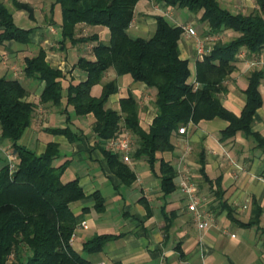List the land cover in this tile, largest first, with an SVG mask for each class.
Segmentation results:
<instances>
[{
    "label": "trees",
    "instance_id": "16d2710c",
    "mask_svg": "<svg viewBox=\"0 0 264 264\" xmlns=\"http://www.w3.org/2000/svg\"><path fill=\"white\" fill-rule=\"evenodd\" d=\"M10 1L16 10L26 11L29 18L34 19V10L29 4ZM140 1L55 0L62 14L60 44L66 48L68 42L71 45L96 43L92 48L94 60L80 57L74 66L87 74V80L70 83L66 90L67 105L72 106L79 117H94L97 147L111 172L128 186L136 182V173L119 154L106 149V142L121 134L123 128L131 133L136 142L133 158L146 161L155 173L158 167L161 190L168 196L177 189V172L175 164L163 155L174 153L173 138L180 135L179 130L184 126L220 120L226 123L220 132V142L240 134L252 139L264 154V136L252 131L257 112L263 106L259 88L264 81V70L252 67L249 72L245 89L241 91L244 104L239 114L227 109L221 101L229 91L226 83L237 70L239 54L256 59L264 53V0H254L257 9L249 15L233 14L223 9L218 0H149L167 8L187 9L195 14L203 12L201 21L208 27L205 37H217L210 51L197 60L193 82L190 61L181 57L179 49L182 26L172 25L159 15L155 17L156 30L149 38H134L129 34ZM81 24L107 28L109 42L101 41L98 35L77 37ZM0 30V45L31 44L33 31L19 27L10 8L1 1ZM226 31L238 36L224 42L219 37ZM46 57V51L40 49L35 57L25 58L24 73L45 84L40 104L60 106L67 75L52 67ZM111 69L118 77L130 75L134 83L156 90L153 102L156 116L148 131L141 126L140 105L135 96L121 99L120 111L107 108L111 96L119 89L116 80L103 84L105 74ZM101 84V96H93V88ZM28 97V90L19 80L0 78V137L11 143V151L16 156L12 170L8 160L0 155V264H93L71 244L89 210L83 209L81 215L73 212L72 204L87 197L79 179L63 182L69 162L59 167L53 165L60 155L57 144L49 143L40 156L20 144L37 109V104ZM49 132L64 135L71 143L77 139L69 127ZM198 163L204 180L212 185L206 173L204 150ZM216 182L217 191L221 190L220 178ZM92 199L95 210L103 213L106 206L101 193H94ZM219 208L226 210L228 219L242 228L258 227L262 210L254 201L252 217L246 223L234 219L233 211L221 199ZM117 238L119 236L96 235L84 244L83 252L100 253ZM178 249L181 251L180 247Z\"/></svg>",
    "mask_w": 264,
    "mask_h": 264
},
{
    "label": "crops",
    "instance_id": "0c3cea01",
    "mask_svg": "<svg viewBox=\"0 0 264 264\" xmlns=\"http://www.w3.org/2000/svg\"><path fill=\"white\" fill-rule=\"evenodd\" d=\"M0 1L15 10L23 29L33 31L29 45L15 42L0 45V78L19 80L29 92L28 100L37 104L33 123L26 130L20 144L38 156L45 153L49 143L57 144L60 155L53 165L59 167L69 162L62 177L63 182L79 179L86 193L84 201L72 204L76 215H81L85 208L89 210L83 221L87 228L80 226L71 242L76 251L93 264H264V154L256 148L252 139L237 134L234 138L220 142V132L226 123L218 120L198 125L191 123L188 126V137L176 135L173 138L176 146L174 153L163 155L167 161L175 164V169L182 159L183 168L190 170L199 194L204 198L202 209L211 222L208 229L199 230L187 209V199L178 187L177 177L176 191L164 196L158 167L155 173L146 161L135 160L133 150L130 166L137 180L131 186L122 184L111 172L97 147L94 117H79L74 108L67 105L66 90L70 83L78 84L87 80V74L74 66L80 57L94 60L92 48L96 43L71 45L68 42L66 48L60 44L62 14L55 0H20L33 8L34 19H30L26 11L16 10L10 0ZM218 3L233 14L249 15L257 9L254 0H218ZM16 14H13L14 20ZM182 14L181 9L141 0L135 8L129 34L134 38H149L156 30L155 17L159 15L166 17L175 26L192 25L203 34L208 30L207 25L201 21L203 12L186 22L182 21ZM226 33L232 34L231 31ZM92 35H98L105 43L110 40V32L105 27L78 26L77 37ZM214 39L206 40L213 42ZM40 49L46 51V60L52 67L67 75L63 81L64 98L60 106L40 104L45 84L25 76V58L35 57ZM179 49L181 57L189 60L194 68L191 78L193 82L196 62L199 60L195 39L182 36ZM207 49L210 50L211 46ZM114 80L119 89L117 94L111 96L107 108L120 111L121 99L135 96L140 105L141 126L148 131L156 116V109L150 105L151 100H155L156 90L134 83L130 75L118 77L113 69L105 74L103 84ZM245 86L246 83L238 87L239 96L228 91L221 99L222 104L235 114H239L243 107L244 96L241 91ZM102 89V84L95 86L92 95L100 97ZM259 90L263 106L257 112L258 119L252 131L264 136L262 85ZM67 127L77 136L74 143L64 135L49 132ZM186 143L193 147L198 160L204 150L206 173L212 185L201 175L198 160L191 161L186 155L180 154V148ZM9 152H12L11 143L0 137V153L6 160ZM217 178H220V191H217ZM96 192H100L105 199L106 209L103 213L95 210L92 195ZM220 199L233 211L234 219L244 223L252 217L254 201L262 210L258 227L242 228L229 220L226 210L219 208ZM105 234L119 238L111 240L100 253L83 252V246L89 239Z\"/></svg>",
    "mask_w": 264,
    "mask_h": 264
},
{
    "label": "built area",
    "instance_id": "2783aa9c",
    "mask_svg": "<svg viewBox=\"0 0 264 264\" xmlns=\"http://www.w3.org/2000/svg\"><path fill=\"white\" fill-rule=\"evenodd\" d=\"M183 37L195 39V49L198 58L201 60L210 51L206 48L205 41L199 38V35L192 25L182 26ZM243 57V53L239 54V58ZM261 63L259 61H253L250 63L251 67L259 68ZM197 86V85H196ZM180 135L188 137V127L184 126L179 130ZM187 147L190 148L189 144ZM106 149L112 153L119 154L124 163L132 164V153H133V141L131 135L127 132H122L117 137L110 139L106 142ZM8 161L11 165L12 170L15 168L16 156L13 152L7 153ZM178 187L183 195L187 199V209L192 214L194 223L199 230H206L210 227L211 219L207 216L205 210L202 209L204 198L199 194L197 184L193 181V177L188 168H183L182 159L176 167ZM82 227L87 228L86 222H82ZM75 237L73 235L72 239Z\"/></svg>",
    "mask_w": 264,
    "mask_h": 264
},
{
    "label": "rangeland",
    "instance_id": "374dc122",
    "mask_svg": "<svg viewBox=\"0 0 264 264\" xmlns=\"http://www.w3.org/2000/svg\"><path fill=\"white\" fill-rule=\"evenodd\" d=\"M10 10H11V12L13 13V14H16V12H15V10H12L11 8H10ZM181 11H182V16H181V19H182V21L183 22H186V21H188L191 17H193V18H196L197 17V14H195V13H193V12H190L189 10H187V9H181ZM17 15V14H16ZM15 15V16H16ZM16 18V22H18L17 23V25L19 26V27H22V25L19 23V21H18V19H19V17H18V15H17V17H15ZM23 28V27H22ZM197 32H198V35H199V38L200 39H202V40H206V39H208L207 37H205V34H203L201 31H198L197 30ZM108 33V32H107ZM238 36V34H236V33H234V32H232V34H228V33H226V32H224L220 37H219V39L220 40H222V41H229V40H231V39H233V38H235V37H237ZM191 39H193V38H191ZM214 39V38H213ZM217 40V37L214 39V41L213 42H211V40H206L205 41V45H206V48H209L210 46L212 47L213 46V44L215 43V41ZM260 58V59H259ZM259 58H256V59H254V58H246V57H242L241 59H239V62L237 63V72H234L233 74H232V76H231V78L228 80V82L226 83L227 84V87H228V90L229 91H231V92H233V93H235L237 96H239V89H238V87L240 86V87H243L244 86V84L246 83V79H247V77H248V75H249V72L252 70V67L250 66V63L251 62H253V61H259L260 63H261V65H260V67L264 70V53L262 54V56L261 57H259ZM191 72H192V74H194V68L191 66ZM262 87H263V90H264V81L262 82ZM225 96H222L221 98L223 99ZM153 102L154 101H152L151 100V106L152 107H154V105H153ZM218 121H220V120H218ZM223 123V122H222ZM124 131H126V130H124V128H123V132ZM129 135H131V133H129V132H127ZM131 137H132V141H133V145L136 143L135 142V138L131 135ZM184 137V136H183ZM187 144L188 143H186L183 147H181L180 148V154H184V155H186L187 156V158L189 157V159L191 160V161H197L198 160V156H197V154H196V152H195V150L193 149V147L191 146V145H189L190 146V148H188L187 147ZM0 155L2 156V153H0ZM179 157H180V155L179 156H177V160L179 159Z\"/></svg>",
    "mask_w": 264,
    "mask_h": 264
}]
</instances>
